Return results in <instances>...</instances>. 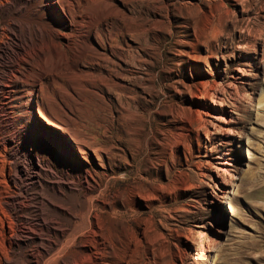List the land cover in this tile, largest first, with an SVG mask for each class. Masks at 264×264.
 <instances>
[{"label": "rangeland", "instance_id": "1", "mask_svg": "<svg viewBox=\"0 0 264 264\" xmlns=\"http://www.w3.org/2000/svg\"><path fill=\"white\" fill-rule=\"evenodd\" d=\"M22 1L56 50L20 64L32 104L9 101L5 134L44 130L38 108L76 157L81 138L117 153L108 196L139 198L108 263L264 264V0Z\"/></svg>", "mask_w": 264, "mask_h": 264}, {"label": "bare ground", "instance_id": "2", "mask_svg": "<svg viewBox=\"0 0 264 264\" xmlns=\"http://www.w3.org/2000/svg\"><path fill=\"white\" fill-rule=\"evenodd\" d=\"M22 2L0 0V264H109L107 257L131 242L116 209L133 206L139 198L136 185L108 196L117 153L98 146L94 137L81 138L74 146L76 157L67 145L48 140V126L62 135L67 131L38 108L44 130H31L21 140L5 134L9 101L18 95L32 104V88L21 90L26 70H20V64L28 69L42 60L43 51L56 50L42 43L35 24L24 20ZM34 110L28 107L27 115ZM33 138L42 142V153L31 150ZM20 153L25 155L21 162ZM217 164V169H225V160ZM227 177L232 175L228 172ZM34 186L36 194L30 192Z\"/></svg>", "mask_w": 264, "mask_h": 264}]
</instances>
